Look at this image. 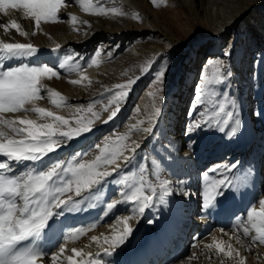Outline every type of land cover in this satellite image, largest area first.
I'll list each match as a JSON object with an SVG mask.
<instances>
[{"label": "bare ground", "instance_id": "bare-ground-1", "mask_svg": "<svg viewBox=\"0 0 264 264\" xmlns=\"http://www.w3.org/2000/svg\"><path fill=\"white\" fill-rule=\"evenodd\" d=\"M84 3L91 5L88 11ZM111 8L117 12H108ZM98 9L107 14H100ZM13 21L19 31L12 27ZM0 41L32 44L38 49L32 55L0 54V71L27 64L52 67L59 73L57 77H41V99L36 106L69 118L73 126L71 113L77 106L93 103V111L100 114L91 131L69 139L39 160H9L0 154V163H8L13 170L5 175H19L29 169L45 171L54 162H67L78 154L92 159L99 154L93 147L102 144L105 136L115 139L128 134L127 144L134 141L141 146L132 164L121 162L125 174L132 175L130 183H136L141 175L157 186L163 180L173 182V192L163 201L157 195L143 213L138 211L139 204L127 201L104 215L109 202L121 199L122 186L112 182L118 178L113 175L96 189L86 190L82 195L88 199L75 210L53 209L56 214L39 239L29 237L17 250L32 244L45 254L37 264H50L51 254L61 245L68 249L65 255H71L72 248H80L84 253H93L92 259L101 264H237L238 258L218 255L207 248L215 238L238 249L245 264H264V243H252L243 235V228H250L248 213L253 207L259 211L264 200V0H157V5L151 0H58L56 16L42 18L39 26L23 8L9 6L0 9ZM225 52L230 55L225 56ZM69 55L73 59L61 69L60 64ZM216 59L231 75L221 85L211 87L227 92L236 101L240 119L231 138L230 129L220 131L218 127L187 131L196 88L203 74L212 75L208 62ZM145 67L149 69L146 73ZM162 68L165 77L157 84L156 73ZM81 75H86L91 84L71 83ZM129 79L136 82L120 101L117 116L109 121L115 107L109 105L115 86ZM50 89L66 98L64 105L51 103ZM157 108L161 110L158 115ZM17 116L47 122L34 112L3 113L4 119ZM150 118L153 133L132 129L134 124L141 129L148 127ZM141 165L146 169L143 172ZM217 166L220 172L211 173ZM206 172L211 184L202 180ZM222 172L226 174L221 176ZM219 179H226L229 185L216 196L215 182ZM179 180L186 183L177 188L175 182ZM203 189L216 197L208 208H204ZM68 195L80 199L74 193ZM22 203L17 197V206ZM124 218H129L131 235L111 254L105 253L103 247L108 246L101 247L91 237L111 235L113 226L121 228L117 222ZM237 218L239 227L234 228ZM76 229L84 231L76 234ZM59 231L72 232L73 236L58 244L53 233Z\"/></svg>", "mask_w": 264, "mask_h": 264}, {"label": "snow or ice", "instance_id": "snow-or-ice-1", "mask_svg": "<svg viewBox=\"0 0 264 264\" xmlns=\"http://www.w3.org/2000/svg\"><path fill=\"white\" fill-rule=\"evenodd\" d=\"M151 2L153 5H157V0H151ZM9 6L23 8L29 16L34 18L36 26H39L42 18L56 16L58 0L57 2H53V0H0V9H7ZM83 7L85 11H88L91 5L84 3ZM97 11L100 14H107L104 9ZM107 11L116 13L117 9L111 8ZM72 20L75 21L76 17L73 16ZM4 27L7 29L8 25ZM12 27L19 31V25L15 21L12 22ZM20 35H27V33L20 32ZM56 47L59 48L60 45H56ZM37 50L32 44L0 41V54L32 55ZM224 55L228 56L230 53L225 52ZM72 59L71 55L67 56L59 67L65 68ZM91 63L95 64V61L93 60ZM208 63L212 66V75L209 77L203 74V79L196 88V95L190 107L192 122L187 127V131L191 133L201 126L218 127L220 131L230 129L228 136L231 138L236 134L237 126L240 125L236 101L230 98L227 92L215 91L211 87L224 83L231 73L226 71L219 59L210 60ZM148 70V67H145L143 72L146 73ZM49 74L50 78L59 75L52 67H29L27 64L0 71V126H2L0 127V154L7 156L9 160H39L66 144L69 139L91 131L95 121L100 118V114L93 111V103L74 108L71 118L75 120V126L70 124L69 118L58 115L48 108L36 106L35 102L41 99L39 86L41 77L49 76ZM164 77L165 70L162 68L156 73L155 82L162 83ZM83 81L91 84L86 75H81L80 79L72 80L71 83L81 84ZM135 82L136 80L129 79L126 84L115 86V94L109 100V105L115 106L108 117L109 121L117 116L120 110V101L127 95V90ZM105 91L112 90L105 89ZM49 92L51 103L52 100L59 101L63 97L59 106L52 103L53 105L57 107L64 105L66 99L64 96L51 89ZM151 95L155 96L154 93ZM29 104L32 107L27 108L26 105ZM21 110L37 113L47 122L39 123L27 116H17L15 119L3 118V113H16ZM104 110L107 111L108 107L106 106ZM160 111L157 108L155 114L158 115ZM107 122L104 121V123ZM147 123L148 127L141 129L138 124H134L132 129L153 133V120L150 118ZM129 138L128 134L117 135L115 139L105 136L102 144L98 143L93 147L99 153L94 158L86 159V154H78L67 162L63 160L54 162L47 170L41 172L29 169L19 175L8 176L5 175V172L13 170L8 163H0V170H3L0 171V264H37V260L44 258L45 254L36 251L32 244L18 250L17 245L28 240L29 237L39 239L40 233L48 225L52 216L56 214L53 209L75 210L80 203L88 199L87 196L82 195L86 190L90 192L94 187L96 189L98 185H101L102 182L106 183L108 178L113 175L118 178L112 182L122 186V190L119 192L121 199L109 202L104 215H107L117 204L127 201L139 204L138 211L143 213L153 204L157 195L161 201L165 199L166 195H170L173 192V182L170 180L160 181L157 186L141 175L136 183H130L132 175L125 174L121 162L125 166L132 164L137 150L141 146L134 141L131 145L127 144ZM126 152L131 154L126 155ZM152 164L156 166V161L153 160ZM109 166H111V171L108 170ZM231 167L233 168L235 165ZM145 170L141 165L140 171ZM210 171L215 174L220 172V167L217 166ZM225 174L226 172H222L221 176ZM208 175L209 173H204L202 180L211 184L212 181L208 180ZM184 183H186L184 180L175 182L177 188ZM215 184L217 186L216 196H219L222 195V188L228 186L229 182L226 179H219ZM146 192L149 194L146 195ZM177 192L188 194L186 190ZM69 193H74L80 199H73L72 195H68ZM17 197L23 201L20 206L16 204ZM202 197L204 208H208L210 200L216 198L206 189H203ZM260 204L259 211L253 207L248 213L247 219L250 228H243V235L249 237L252 243H264V200ZM128 220L129 218H124L118 221L117 223L122 227L117 229L114 225L111 235L92 236L91 240L100 244L101 247L107 245L108 247H103V250L105 253L111 254L113 249L123 244L131 235L132 228L129 226ZM237 227H239V218L234 225V228ZM250 230H254V232ZM83 231V229H76L75 233L81 234ZM71 234L66 232L64 238ZM237 240L239 242L238 237ZM207 248L215 250L218 255L238 258L237 264H245V258L241 256L239 250L225 240L213 238V242L208 244ZM249 250L251 249L249 248ZM66 251H68L66 246L61 245L58 251L51 254L50 264H101L100 260L92 259L93 253H84L83 249L72 248L71 255H65ZM84 256H87L88 259L84 260ZM77 257L81 259L78 260Z\"/></svg>", "mask_w": 264, "mask_h": 264}, {"label": "clouds", "instance_id": "clouds-1", "mask_svg": "<svg viewBox=\"0 0 264 264\" xmlns=\"http://www.w3.org/2000/svg\"><path fill=\"white\" fill-rule=\"evenodd\" d=\"M62 101H63V97H61L59 101H57V100H55V99L52 100V103H53V104H56L57 106H59V105L62 103ZM46 114H47V113H46ZM49 115H50V114H49Z\"/></svg>", "mask_w": 264, "mask_h": 264}, {"label": "rangeland", "instance_id": "rangeland-1", "mask_svg": "<svg viewBox=\"0 0 264 264\" xmlns=\"http://www.w3.org/2000/svg\"><path fill=\"white\" fill-rule=\"evenodd\" d=\"M206 46H207V43L203 44L201 47H202V49H203V48H205ZM252 102H253V101H252ZM252 102H251V106H252ZM253 106H254V105H253ZM87 142H88V140H87ZM261 148H262V147H261ZM263 150H264V148H263ZM189 235H190V233L187 235V238H186V239H187V243H188V241H189V240H188Z\"/></svg>", "mask_w": 264, "mask_h": 264}]
</instances>
